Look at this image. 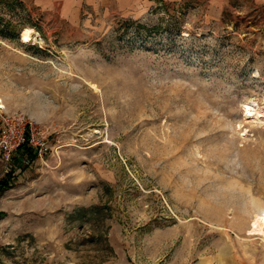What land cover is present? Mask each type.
<instances>
[{
	"label": "rangeland",
	"instance_id": "1",
	"mask_svg": "<svg viewBox=\"0 0 264 264\" xmlns=\"http://www.w3.org/2000/svg\"><path fill=\"white\" fill-rule=\"evenodd\" d=\"M0 101V264H264V0H0Z\"/></svg>",
	"mask_w": 264,
	"mask_h": 264
},
{
	"label": "built area",
	"instance_id": "2",
	"mask_svg": "<svg viewBox=\"0 0 264 264\" xmlns=\"http://www.w3.org/2000/svg\"><path fill=\"white\" fill-rule=\"evenodd\" d=\"M45 132L17 111H7L0 101V159L10 162L19 152L30 149L42 155L48 149Z\"/></svg>",
	"mask_w": 264,
	"mask_h": 264
},
{
	"label": "bare ground",
	"instance_id": "3",
	"mask_svg": "<svg viewBox=\"0 0 264 264\" xmlns=\"http://www.w3.org/2000/svg\"><path fill=\"white\" fill-rule=\"evenodd\" d=\"M30 32L29 28H25L21 33L22 42H26L24 37H27V42L30 40ZM257 106L252 102H247L245 104L246 112L258 114L260 111L257 110ZM248 233L251 235H262L264 237V208L254 212L251 216L250 226L248 229Z\"/></svg>",
	"mask_w": 264,
	"mask_h": 264
},
{
	"label": "crops",
	"instance_id": "4",
	"mask_svg": "<svg viewBox=\"0 0 264 264\" xmlns=\"http://www.w3.org/2000/svg\"><path fill=\"white\" fill-rule=\"evenodd\" d=\"M26 1V0H25ZM39 5L41 8L54 10L63 8L65 10H75L81 7L82 0H28Z\"/></svg>",
	"mask_w": 264,
	"mask_h": 264
},
{
	"label": "trees",
	"instance_id": "5",
	"mask_svg": "<svg viewBox=\"0 0 264 264\" xmlns=\"http://www.w3.org/2000/svg\"><path fill=\"white\" fill-rule=\"evenodd\" d=\"M26 150H28V149H26ZM28 151H29V154H28L29 159L33 160L36 157V152L33 150H30V149ZM9 179H11L10 175L8 177L6 176L5 178L0 179V192L8 188ZM1 214L2 213H0V215Z\"/></svg>",
	"mask_w": 264,
	"mask_h": 264
},
{
	"label": "snow or ice",
	"instance_id": "6",
	"mask_svg": "<svg viewBox=\"0 0 264 264\" xmlns=\"http://www.w3.org/2000/svg\"><path fill=\"white\" fill-rule=\"evenodd\" d=\"M24 39L26 40V42H27V37H24ZM93 87H95L94 85H93Z\"/></svg>",
	"mask_w": 264,
	"mask_h": 264
}]
</instances>
